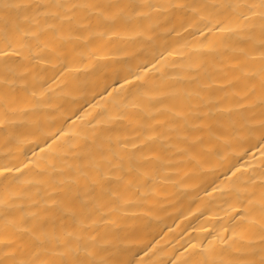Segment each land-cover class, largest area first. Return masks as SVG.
<instances>
[{
  "label": "bare ground",
  "instance_id": "6f19581e",
  "mask_svg": "<svg viewBox=\"0 0 264 264\" xmlns=\"http://www.w3.org/2000/svg\"><path fill=\"white\" fill-rule=\"evenodd\" d=\"M0 264H264V0H0Z\"/></svg>",
  "mask_w": 264,
  "mask_h": 264
}]
</instances>
